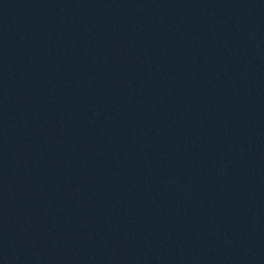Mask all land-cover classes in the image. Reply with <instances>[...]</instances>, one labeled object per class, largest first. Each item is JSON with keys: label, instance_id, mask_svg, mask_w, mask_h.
<instances>
[{"label": "water", "instance_id": "95a60500", "mask_svg": "<svg viewBox=\"0 0 264 264\" xmlns=\"http://www.w3.org/2000/svg\"><path fill=\"white\" fill-rule=\"evenodd\" d=\"M0 264H264V0H0Z\"/></svg>", "mask_w": 264, "mask_h": 264}]
</instances>
